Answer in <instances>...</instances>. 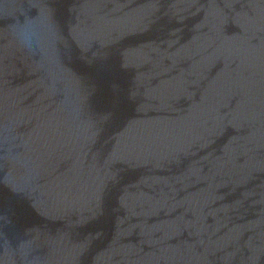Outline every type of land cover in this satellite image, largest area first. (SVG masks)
<instances>
[{
    "label": "water",
    "instance_id": "1",
    "mask_svg": "<svg viewBox=\"0 0 264 264\" xmlns=\"http://www.w3.org/2000/svg\"><path fill=\"white\" fill-rule=\"evenodd\" d=\"M0 264H264V0H0Z\"/></svg>",
    "mask_w": 264,
    "mask_h": 264
}]
</instances>
